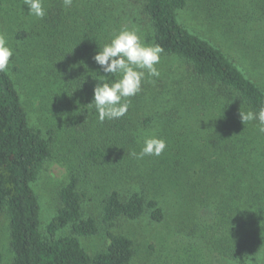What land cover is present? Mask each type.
<instances>
[{
    "label": "trees",
    "instance_id": "obj_1",
    "mask_svg": "<svg viewBox=\"0 0 264 264\" xmlns=\"http://www.w3.org/2000/svg\"><path fill=\"white\" fill-rule=\"evenodd\" d=\"M226 4L215 17L216 36L183 22L189 0H73L67 8L62 0H45L46 15L35 17L34 30L16 34L36 35L31 53L58 66L52 83L55 97L63 101L56 97L49 107L54 116L66 114L67 128L81 129L84 157L112 181L101 198V220L109 227L104 250L89 255L82 245L80 238L95 235L98 224L83 213L76 173L60 187L59 206L42 228L33 182L52 155L55 126L43 130L35 125L15 80L8 71L0 72V212L9 218L10 264H129L133 241L111 229L116 220H136L146 213L161 222L169 206L183 201L197 219L176 223L174 232L184 231L195 245L224 257L225 264H250V257L251 264H264V233L257 231L256 221L244 222L234 234L225 227L231 218L254 214L260 203L256 197H264V133L258 121L243 124L240 118V111L258 112L264 106V0ZM125 26L137 29L145 43L159 44L163 58L177 59L184 67L164 72L156 66L159 77L144 80L141 91L129 98L126 115L101 123L89 103L105 74L93 56ZM217 37L224 39L217 43ZM206 95L229 111L231 129L211 115H205L204 126L201 118L191 117L190 104L203 102ZM151 134L166 141L164 152L142 159L130 155ZM243 172L248 179L242 184L236 178ZM181 213L176 210L177 216Z\"/></svg>",
    "mask_w": 264,
    "mask_h": 264
},
{
    "label": "rangeland",
    "instance_id": "obj_2",
    "mask_svg": "<svg viewBox=\"0 0 264 264\" xmlns=\"http://www.w3.org/2000/svg\"><path fill=\"white\" fill-rule=\"evenodd\" d=\"M228 1L230 2V0H209L205 3V0H189V7L185 13L181 14V18L183 22L195 27L198 32L205 34V36H216L218 24L215 17L218 15L219 8H224ZM136 10L131 8L133 15H136ZM27 11V6L23 4V0H0V33L5 35L9 46L13 49L8 72L20 89L23 103L31 121L43 130L47 126H55L52 155L44 163L39 176L33 182V188L41 206L42 228L55 214L59 206L58 192L60 187L67 181L71 173H76L79 175V188L83 193V213L95 217L98 224V232L95 235L80 238L88 254L94 255L104 250L109 241V227L102 222L100 210L101 198L106 191L111 189L112 180L111 177L108 180L104 175L102 176V171L96 168L95 162L84 157L82 148L86 143L82 142L84 135L81 129L79 133L77 129L70 130L67 128L64 123L67 120L66 114L60 112V117L53 115L49 104L54 102L56 97L59 98L58 101H63L62 98L55 97L57 91L52 83L59 68L58 66L54 67L50 61L36 57L31 53L36 41H39L36 35L30 34L29 36L28 34L27 38L17 37L16 34L21 30L26 28L31 32L34 28L35 17L29 15ZM139 21H142V26L147 30L145 17L140 15ZM223 39V37H217L215 41L221 43ZM220 45L225 47L224 44ZM177 65L184 67L177 59L170 60L161 56L160 63L156 66L163 69L164 72H169ZM165 78L166 76H164ZM183 87L185 88V86ZM84 94L85 92L77 93L75 101H79ZM190 108L191 117L201 118L200 125L202 126H204V120H208L205 115H211V118L214 117L223 121L221 127L232 128L229 111L222 108L212 95H206L203 102H196L195 106L190 104ZM57 118H61L62 121L58 122ZM189 124L193 125L191 122ZM199 140L202 141L200 138ZM103 164L106 163L103 162ZM229 172L230 170H228ZM236 179L237 182H239L238 179L241 180L243 184L248 179V174L245 176L243 172ZM149 187L150 183L143 186L145 189ZM258 196L256 199L260 203L257 204L254 214L246 212L241 218H231L232 220H227L230 223L228 227L224 222L229 234L236 233L244 222L250 220L256 221L259 224L257 231L264 233V218H261L264 215V197ZM194 208H196L195 205ZM176 210L182 212L180 216L176 215ZM191 210V204L188 201H183L174 207L169 206V213L161 222L151 221L145 213L136 220L118 218L111 229L115 233L127 235L132 239L133 258L129 264H225L222 261L224 257L221 259L219 256H212L208 249H202L195 245L196 242L189 241L190 238L185 235L184 231L177 230L174 232L176 223L186 221L183 225H187L191 220L197 219L193 216L196 214H192ZM221 219L223 218H218V220ZM210 220L213 221L214 218H210ZM9 240V218L7 213L2 211L0 212L2 264H10L12 261L13 252ZM214 240L216 239H212L211 243ZM257 254L261 255V251Z\"/></svg>",
    "mask_w": 264,
    "mask_h": 264
},
{
    "label": "clouds",
    "instance_id": "obj_3",
    "mask_svg": "<svg viewBox=\"0 0 264 264\" xmlns=\"http://www.w3.org/2000/svg\"><path fill=\"white\" fill-rule=\"evenodd\" d=\"M62 3L67 8L72 5L73 0H62ZM23 4L27 6L29 15L41 19L45 17V0H23ZM163 52L164 49L159 44L145 43L137 29L126 26L116 31L102 47H98L93 60L105 75H101L95 84L89 104L95 108L101 123L126 115L131 103L129 98L141 91L144 80L159 77L156 65L160 63ZM12 55L13 49L5 35L0 33V72L9 70ZM110 76L112 79H109ZM240 118L243 124L258 121L259 131L264 133V106L258 112L240 111ZM166 147L163 138L155 134L146 135L140 151H132L130 155L138 159L160 156ZM251 260L250 257V264Z\"/></svg>",
    "mask_w": 264,
    "mask_h": 264
}]
</instances>
